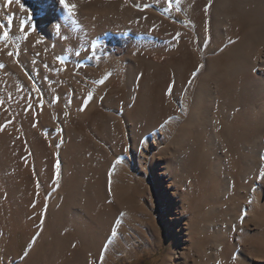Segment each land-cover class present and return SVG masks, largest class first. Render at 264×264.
<instances>
[{"label": "rangeland", "instance_id": "1", "mask_svg": "<svg viewBox=\"0 0 264 264\" xmlns=\"http://www.w3.org/2000/svg\"><path fill=\"white\" fill-rule=\"evenodd\" d=\"M75 1L71 4L75 6L73 8H76L75 18L73 17L75 33L89 35V33L100 29L97 28L98 26L102 27L108 23L122 26V23L124 25L127 23L140 29L137 30V38L140 43L136 44V40L133 39L135 37L132 33L136 31L134 27H126L121 30V33L118 32L120 35L112 33L118 34V38L113 35L112 40L109 33L116 31L111 29L104 31L102 36L100 35L101 37L98 36L103 39L105 35L106 37L109 35L107 38H109L108 41L111 40L110 47L114 51L107 47L104 48L101 55L93 53L96 55L93 57L99 55L101 60H105L109 56L113 58V62H116L110 65V69H113V72H118V79L109 85L99 107H95L91 111L86 110L95 96L100 93L94 91L98 94H94L88 102V106L81 111L84 99L89 93L88 86L92 83V80L89 79L91 73L82 75L80 72H74L72 75L74 77H71L68 73L70 58L68 59L63 54L60 57L56 55L57 51H54L56 47L51 41L47 44L49 42L47 37L34 36L39 30L37 23L40 16H33L35 13L33 14V10L31 11L29 8L28 10L24 7L19 8L20 4L17 5L16 10L12 9L17 4L15 2L6 7V0L0 1V21L4 25V27H0V35L5 30L9 33L7 39L0 40V47L2 46L6 51L2 54L19 69L24 80L28 81L32 87L29 91L24 89L22 85H19L20 80L14 75H10L9 79L5 77L6 79L4 78L0 82V99L4 101L3 104H0V125H6L4 130L0 131V213H11L4 214L8 217H5L4 220L12 219L11 228L18 223H20L18 225L28 226L31 218L27 217L26 211L29 204H31L29 209H36L37 202L46 206L44 209L42 207L41 211L40 221L42 219L43 224L39 223L42 237L46 234L49 225L52 224L49 236L37 253L34 251L37 250L42 237L36 246H32L30 242L32 238L26 242L23 228L19 226V229L15 230L18 226L13 227L14 231L11 230L12 242L8 241V245L11 244L2 253L0 264H25L30 260V264H90V261L91 264H97L105 245L108 246L103 264H173L174 262H180L179 264H264V205L262 208L260 207L264 198V177L260 176L261 170L264 169V121L261 122L262 118H260L261 114H264V92L261 93L262 95L259 94L260 92L256 93L259 91L257 87L260 82L258 83V81L261 80V75H264V40L257 43V40L255 41L253 37L249 36L252 43L248 44V38L244 43L239 42V37L234 38L233 32L237 25L245 20L257 24L256 27L260 28L261 26L260 30L264 27V0H214L208 10L206 2L202 1L203 3L198 4L199 7L197 4L194 5L191 10L193 19L186 20L187 23L181 18L180 22L177 20L179 18H176V15L180 16L172 6L169 8L170 10L165 6L169 0H165L164 5H160L156 1L152 2V0ZM25 2L28 3L29 0H25ZM144 3L148 5L146 9ZM119 6L123 8L120 10ZM131 8L135 13L131 12ZM158 9L163 12H159ZM164 9L167 10L168 17L163 14ZM128 11L135 16V19L133 15V18H129L132 16L128 17ZM84 12H89L91 15L83 14ZM106 12L111 20L107 19ZM125 13L127 14L125 15ZM139 13H143V15L137 16ZM81 15H83L82 19L86 20H84L85 24ZM150 15L162 17L169 25L159 26L157 20L148 18ZM9 16L12 19L11 25L8 24ZM224 18L226 21L223 20ZM29 20L34 21L30 22ZM88 20L90 22L87 23ZM29 22L33 23L31 33L27 27ZM99 22L103 23L98 24ZM182 22L187 25L183 26ZM215 22L217 25L226 24L227 26L225 31L220 30L221 32L217 33L216 42H214ZM34 24L35 26H33ZM22 25L23 30H21ZM182 29L183 32H181ZM85 31L87 32L85 33ZM25 33H27L26 38ZM177 34L180 37H177ZM65 39V45L71 46L68 38ZM113 39H117V41L115 42ZM157 39L160 44L156 45L154 43H157ZM174 41L176 42L174 43ZM132 43L138 47L135 45L137 48H133ZM172 43L173 45H171ZM29 44L32 47L28 46ZM146 44L156 46H150L149 49ZM100 45L95 50L103 49L100 48ZM158 45L159 48H157ZM163 45L166 47L164 48ZM240 47L241 49H239ZM10 51L14 53L13 56L8 55ZM29 51L31 52L29 53ZM24 53L28 54L29 61L35 65L42 77L28 65ZM128 55L132 56V59H129ZM65 59H68L70 63H67L68 61ZM60 60H63L64 63L61 64ZM237 60L238 62L239 60L243 63L247 62L244 64L239 62V67L236 65ZM8 61L0 60V63L4 65L0 68L1 72L7 70ZM118 62L119 64H116ZM78 63L76 64L78 65ZM80 63V66H75L78 70L90 67L87 68V71H91L99 67V64L97 67L96 63V66L94 63H92L93 65ZM246 63H250L248 64L250 68ZM200 65L203 67L193 76V72ZM92 66L93 68H91ZM64 72L65 74H63ZM66 72L69 75H66ZM128 72H131V76ZM28 73L30 74L28 75ZM205 73H208V76ZM123 75L126 76V79ZM202 78L206 84L204 80L203 82L199 81ZM128 85L131 86V89ZM199 85L205 86L203 88ZM198 87L199 90L206 92L203 91V94H207L206 99L205 95H203L204 99L202 98V101L206 100L207 103L201 102L202 109L206 111L202 113V118H206L199 120L195 127L196 130L194 129L193 139L177 165L183 181L182 184L177 185L180 200L178 197H173L169 191L172 199H165L161 196L162 191L158 189L155 178L163 177L165 180L170 176L159 175L155 172V166L147 161L143 165L138 164L137 166H133V163L134 168H128L126 175H123L124 183L121 182L120 177L124 168L118 167V164L128 158L126 145L132 139L131 133L135 132L134 135L138 139L146 129L154 127V131L152 128L145 135H151L154 132L158 136L162 132L158 136L161 139L165 130L168 129L166 127L171 128L175 124L178 125L176 131L174 130L176 136L181 128L180 125L183 126L190 118L189 115L194 104L191 101H194L198 95ZM35 89H39V91ZM209 91L211 92L209 93ZM209 95H211L210 98ZM29 96H32L31 99L35 97L33 100L36 99V101H32V105L37 103L36 105L40 104L41 107L33 106L34 109L26 110L27 105L31 103H28ZM168 98H172L173 103L170 104L171 100H167ZM40 99L43 100V104L40 103ZM29 110H31L30 113ZM32 110L40 111L31 113ZM129 117L136 120L132 119L131 121L128 119ZM9 120L12 122L8 123ZM108 121L110 124L107 123ZM165 121H167L166 124ZM161 125L164 126L161 127ZM174 131L172 132L173 138ZM257 135L259 136L257 137ZM258 138H260V142L262 141L261 146L259 140L257 141ZM141 141L139 145L142 144ZM257 144L260 146V150H258ZM252 146L254 148H251ZM139 148L141 149L140 146ZM254 150L259 154H256ZM122 155L126 158L121 157ZM64 156L69 163V172L65 183V172H61L63 168L65 170V164H67ZM57 161L60 164L58 176L54 168ZM256 162L261 164L257 165ZM249 164L251 165L248 166ZM245 168L247 170L243 171ZM122 183L125 190L124 186L127 185L129 193L123 191L122 188L123 192L120 195V184ZM33 184L35 198L29 203ZM63 184L64 195H61L62 198L60 197L56 204V214L52 215L51 205L63 188ZM172 190H176V188L173 187ZM240 197L242 198L240 199ZM171 202L174 203L171 204ZM179 204V207L183 206L181 208L184 209L182 220L194 219L188 232L183 228L185 227L183 224L179 226L182 231L177 230L178 226L170 225L166 218V213L169 210L177 209L175 205ZM7 206L10 208H8L10 210L8 212L5 209ZM121 212L125 215L121 216ZM227 212L231 214L229 219ZM46 213L48 214L46 215ZM233 216L236 219L232 220ZM241 216L244 217L242 222ZM25 219H28V223ZM230 219L232 221H229ZM0 220L3 219L0 218ZM51 220L52 222H50ZM117 220L120 221L118 225L116 224ZM114 225L117 227L118 234L114 239L109 240ZM42 226H46V228ZM14 235L16 236L14 237ZM98 245L99 247H97ZM113 245L114 248H112ZM32 247L34 248L31 249ZM120 247L124 249L122 248L121 251ZM25 252L28 253L27 256L24 255ZM31 257L33 259H29Z\"/></svg>", "mask_w": 264, "mask_h": 264}, {"label": "bare ground", "instance_id": "2", "mask_svg": "<svg viewBox=\"0 0 264 264\" xmlns=\"http://www.w3.org/2000/svg\"><path fill=\"white\" fill-rule=\"evenodd\" d=\"M1 1V0H0ZM78 1V0H77ZM79 1H81V0H79ZM157 2L158 4H160V5H164V1L165 0H152V2ZM202 1H205L206 2V9L208 10L209 9V6H210V4H212V2L214 1V0H171V5H172V7L176 10V12H178V14H179V16L180 17H178V15H176L177 17L176 18H179V19H177L179 22H180V18L183 20V21H185L186 23H187V21L186 20H192L193 19V17H192V13H191V10H193V8H194V5H198L199 3H203ZM224 1V0H223ZM3 2V1H2ZM1 2V3H2ZM74 2H76L75 0H66V3L69 5V7H65V5L64 4H62L61 2H60V0H29V2L28 3H26L25 2V0H20V3L19 4H22L23 5V7H24V9H26L27 8V10H28V8L32 11L33 10V16H35V15H37V17L38 16H40V20H39V22L37 23L38 24V32L37 33H35L34 34V36L35 37H39V36H41V37H44V38H46L47 37V39H48V43L47 44H49L50 43V41H51V43L52 44H54L55 45V47H56V50H54V51H57V53H56V55H59V57H60V55H65V56H67L68 57V59L70 58V62L68 61V59H65V61H68L67 63H70V70H69V67H68V70L70 71H68V73L70 74V76L71 77H74V76H72V75H74V72H80V74H84V75H87V74H90L91 76H89V79H91L92 80V83L90 84V86H88V91L89 92H91L92 94H93V96H94V94H96L94 91H99L100 93H99V95H97V96H95V98L92 100V102H91V104H89V106L86 108V110L88 111V110H93L95 107H99L100 105H101V103H102V98H103V96H104V94H105V92L107 91V89L109 88V85H111L116 79H118V72H113L112 70L113 69H110V65L111 64H115V62H113V58H111L110 56H109V58L108 57H106L107 59H105V60H101V56H99L98 55V57H93V55L94 56H96L95 54H102V51H104V48H109L110 47V41L112 40L111 38H114V36L116 37V38H118L117 36H118V32H120L121 33V30H123V29H125L126 27H134V26H132V25H129V24H127V23H125V25L122 23V26H117V25H115V24H113V23H108V24H106V25H101L102 27H100V26H98L97 28H100V29H98V30H96L95 32L93 31V33H89V31H88V33H89V35L88 34H86V35H82V33H81V35L80 34H77V33H75V31L73 30V27H74V24L75 23H73V20H74V14H76V8H73V7H71L72 5L71 4H73ZM131 2V1H130ZM151 2V1H150ZM151 2V3H152ZM204 2V3H205ZM264 2V1H263ZM86 3V2H85ZM91 3V2H90ZM133 3V2H132ZM145 3H147V2H145ZM145 3H144V5H145ZM157 3H155V4H157ZM167 3H169L168 1H167ZM3 4V3H2ZM80 4V3H79ZM147 4H149V3H147ZM218 4V3H217ZM17 5L18 4H16L15 6H14V8H12V9H15L16 7H17ZM83 5V4H82ZM143 5V4H142ZM159 5V6H160ZM168 4H166L165 3V6L166 7H168L167 6ZM204 5V4H203ZM216 5V4H215ZM81 6V5H80ZM96 6V5H95ZM106 6V5H105ZM115 6V5H114ZM164 6V7H165ZM213 6V5H212ZM18 7L20 8V6L18 5ZM17 7V8H18ZM96 7H99V6H96ZM119 7H121L120 8V10L123 8L122 6H119ZM196 8H197V6H195ZM198 7H199V5H198ZM9 8V7H8ZM83 8V7H82ZM85 8H88L87 6H85ZM101 8H103L102 6H101ZM107 8V7H106ZM106 8H105V10H106ZM154 8V7H153ZM157 8V7H156ZM159 8V7H158ZM162 8V7H161ZM214 8H215V6H214ZM218 8V7H217ZM3 9V8H2ZM84 9V8H83ZM82 9V11H84ZM104 9V8H103ZM108 9V8H107ZM146 9V8H145ZM168 9H169V7H168ZM179 9V10H178ZM201 9V8H200ZM213 9V8H212ZM7 10V9H6ZM5 10V11H6ZM16 10V9H15ZM26 10V11H27ZM29 10V11H30ZM89 10V9H88ZM87 10V11H88ZM92 10V9H91ZM98 10V9H97ZM128 10H129V8H128ZM131 10V12H134L135 13V11H132V8L130 9ZM159 10V9H158ZM165 11H164V13L163 14H166V12H167V10L166 9H164ZM170 10V9H169ZM172 10V9H171ZM196 10V9H195ZM3 11V10H2ZM11 11V10H10ZM10 11H8V12H10ZM19 11V10H18ZM21 11V10H20ZM22 11H23V9H22ZM25 11V10H24ZM31 11H30V13H31ZM94 11V10H93ZM101 11V10H100ZM108 11V10H107ZM118 11H119V9H118ZM125 11V10H124ZM126 11H127V9H126ZM147 11V10H146ZM145 11V12H146ZM150 11V10H149ZM161 10H159V12H160ZM203 11V10H202ZM219 11V10H218ZM41 12V13H40ZM44 12V13H43ZM99 12V11H98ZM98 12H96L97 14H98ZM102 12V11H101ZM114 12H115V9H114ZM120 13H122V11H119ZM118 12V13H119ZM131 12L130 11H128L127 13H129L128 14V17L129 16H132L131 15ZM156 12V11H155ZM161 12H163V11H161ZM169 13H170V11H168ZM175 12V11H174ZM215 12V11H214ZM214 12H213V14H214ZM85 13H87V12H84L83 14H85ZM103 13V12H102ZM107 13L108 12H106V15H107ZM110 13V12H109ZM127 13H125V15L127 14ZM138 13V12H137ZM156 13H158V12H156ZM197 13V12H196ZM195 13V14H196ZM1 14V13H0ZM22 14V13H21ZM32 14V13H31ZM82 14V13H81ZM88 15L90 14L89 12L87 13ZM94 14V13H93ZM92 14V15H93ZM96 14V15H97ZM168 14V13H167ZM166 14V16L168 17V15ZM198 14V13H197ZM91 15V14H90ZM100 15V14H99ZM113 15V14H112ZM143 15V13L141 14V13H139V14H137V16H142ZM200 15V14H199ZM202 16H203V14H201ZM30 16V15H29ZM82 16L83 15H81V19H82ZM123 16V15H122ZM134 16V15H133ZM133 16L132 17H129V18H133ZM171 16H173V15H171ZM171 16H169V17H171ZM175 16V15H174ZM30 17H32V16H30ZM36 17V18H37ZM74 17V18H73ZM86 17V16H85ZM89 17V16H88ZM110 17V16H109ZM108 17V15H107V19H110ZM197 17V16H196ZM200 17V16H199ZM225 17H226V15H225ZM240 17V16H239ZM103 18V17H102ZM118 18V17H117ZM120 18V17H119ZM127 18V17H126ZM139 18V17H138ZM149 19H152V18H154L155 20H157V24L159 23V26H168L169 25V23L167 22V21H165L162 17H159V16H149L148 17ZM171 18H173V17H171ZM175 18V17H174ZM173 18V19H174ZM206 18V17H205ZM31 19V18H30ZM88 19V18H87ZM96 19H97V17H96ZM105 19V18H104ZM103 19V20H104ZM116 19V18H115ZM121 19H123V18H121ZM125 19V18H124ZM134 19H135V16H134ZM170 19V18H169ZM226 18H224L223 20H225ZM83 20V19H82ZM85 20V19H84ZM84 20H83V22H84ZM90 20H92L91 18H90ZM95 20V19H94ZM111 20V19H110ZM129 20V19H128ZM127 20V21H128ZM176 20V21H177ZM30 21V20H29ZM34 21V20H33ZM33 21H30V22H33ZM37 21V20H36ZM86 21V20H85ZM93 21V20H92ZM133 21V20H132ZM206 21V20H205ZM216 21V20H215ZM226 21V20H225ZM238 21V20H237ZM27 22H28V20H27ZM26 23L27 24V27H28V29H29V31H30V33H31V25L33 24V23ZM75 22V21H74ZM88 22H90L89 20L87 21V23ZM97 22V21H96ZM95 22V23H96ZM111 22V21H110ZM119 22H121V21H119ZM118 22V23H119ZM124 22V21H123ZM125 22H126V19H125ZM130 22V21H129ZM224 22V21H223ZM56 23H57V27H56ZM92 23V22H91ZM103 23V22H102ZM102 23H98V24H102ZM184 22H182V25L183 26H186L187 24L186 23H184ZM226 23V22H225ZM21 24V23H20ZM78 24V23H77ZM84 24H85V22H84ZM90 24V23H89ZM189 24V23H188ZM222 24V23H221ZM264 24V23H263ZM262 24V25H263ZM87 26H88V24H86ZM94 25V24H93ZM235 25V24H234ZM256 25L257 24H254L253 22H251V21H249V20H245V21H242L241 23H239L238 25H237V27H236V29H234L235 31H233L234 32V38L236 37V38H238L239 40V42H243L244 43V41H245V39H247L248 38V44H250V42L252 41V40H249L250 39V37L252 38H254V40L256 41L257 40V43H260V41H263L264 40V31H261L262 29H264V27L260 30V28H261V26H260V28L259 27H256ZM259 25V24H258ZM7 26V25H6ZM33 26H35V24L33 25ZM86 26V27H87ZM177 26H178V24H177ZM192 26V25H191ZM214 26H215V37H214V42H216V40H215V38H216V35H217V33L221 30V31H225L226 29H227V26H226V24H223V25H217V23L215 22V24H214ZM56 27V28H55ZM91 27V26H90ZM89 27V28H90ZM135 29H136V31H135V29H134V33H132V35H134V37L135 38H133L134 39V41L136 40V44H137V42H138V38H137V30H140L139 28H137V27H134ZM192 28V27H191ZM259 28V29H258ZM27 29V30H28ZM55 29H56V32H55ZM58 29H59V31H58ZM109 29H111V30H114V31H116V32H111V33H109L111 36H110V41H108V39L109 38H107L109 35H107V37H106V35H105V38H100L102 35V33L104 32V31H106V30H109ZM128 29V28H127ZM170 29V28H169ZM183 29H185V28H183ZM183 29H182V31L181 32H183ZM129 30H130V28H129ZM178 30V29H177ZM176 30V31H177ZM181 30V29H180ZM260 30V31H259ZM32 31H33V29H32ZM77 32H78V30H76ZM87 31H85V33L87 32ZM133 31V30H132ZM185 31V30H184ZM186 31H187V29H186ZM220 31V32H221ZM58 32V33H57ZM84 32V31H83ZM91 32V31H90ZM123 32V31H122ZM39 33H42L41 35H38ZM80 33V32H79ZM84 33V34H85ZM112 33H118V34H112ZM126 33H128V32H126ZM177 33H179L180 34V32H178L177 31ZM187 33V32H186ZM0 34H1V31H0ZM176 34V33H175ZM179 34H177V37L179 36ZM184 34H185V32H184ZM101 35V36H100ZM114 35V36H113ZM120 35V34H119ZM131 35V34H130ZM145 35V34H144ZM183 35V34H182ZM31 36V35H30ZM98 36H100V37H98ZM141 36V35H140ZM139 36V38H141ZM156 36V35H155ZM207 36V35H206ZM214 36V35H213ZM250 36V37H249ZM123 37H124V34H123ZM153 37V36H152ZM180 37V36H179ZM184 37H185V35H184ZM209 37V36H208ZM65 38H68V42L70 43V44H72L71 46H69V44L66 46L65 45V43H64V39ZM158 38V37H157ZM43 39V38H42ZM50 39V40H49ZM130 39V38H129ZM146 39V38H145ZM154 39H155V37H154ZM175 39H177V38H175ZM174 39V40H175ZM180 40H181V38H179ZM185 39V38H184ZM187 39V38H186ZM39 40H40V38H39ZM46 40V39H45ZM66 40V39H65ZM115 42L117 41V39L115 40V39H113ZM142 40V39H141ZM159 40H160V38H159ZM47 41V40H46ZM114 41H113V43H114ZM122 41H124V40H122ZM133 41V42H134ZM143 41H145L146 42V40H143ZM177 41V40H176ZM176 41H174V43L176 42ZM187 41H188V39H187ZM142 42V41H141ZM155 42V41H154ZM157 43H154V44H160V43H158L159 41H158V39H157V41H156ZM160 42H161V40H160ZM184 42V41H183ZM17 43V42H16ZM28 43V42H27ZM32 43V42H31ZM121 43V42H120ZM123 43V42H122ZM138 43H140V42H138ZM149 43V42H148ZM151 43H153V42H151ZM252 43V42H251ZM22 44V43H21ZM67 44V43H66ZM99 44H101L100 45V48H103V49H97V50H95V48L97 47V46H99ZM135 43H132V47L133 48H137L138 46L136 45ZM143 44V43H142ZM184 44V43H183ZM214 44V43H213ZM253 44H255V43H253ZM262 44V43H261ZM31 44H29L28 46H30ZM122 45V44H121ZM135 45L137 46V47H135ZM144 45H145V43H144ZM147 45V44H146ZM155 45V46H156ZM162 45V44H161ZM164 45H167V44H165L164 43ZM163 45V46H164ZM170 45V44H169ZM171 45H173V43L171 44ZM182 45V44H181ZM237 45V44H236ZM244 45V44H243ZM26 46H27V44H26ZM114 46V44L112 45V47ZM117 46H119V45H117ZM131 46V45H130ZM147 46H149V49H150V46L151 47H155V46H152V45H147ZM163 46H161L162 48H163ZM212 46V45H211ZM210 46V47H211ZM239 46V45H238ZM251 46V45H250ZM257 46V45H256ZM30 47H32V46H30ZM160 47V48H161ZM166 46H164V48H165ZM169 47V46H168ZM167 47V48H168ZM177 47V46H176ZM237 47V46H236ZM252 47V46H251ZM251 47H249V48H251ZM12 48V47H11ZM69 48V49H68ZM74 48V49H73ZM111 48V47H110ZM109 48V49H110ZM120 48V47H119ZM122 48V47H121ZM148 48V47H147ZM157 48H159V45H158V47ZM172 47L170 46V49H171ZM196 48V47H195ZM233 48V47H232ZM244 49H245V46L243 47ZM33 49V48H32ZM32 49H29V50H32ZM39 49H40V47H39ZM42 49V48H41ZM72 49V50H71ZM112 49V48H111ZM117 49V48H116ZM139 49V48H138ZM239 49H241V47L239 48ZM238 49V50H239ZM107 50V49H106ZM113 50V49H112ZM169 50V49H168ZM212 50V49H211ZM231 50V49H230ZM243 50V49H242ZM76 51H77V53H76ZM114 51V50H113ZM116 51H119V50H116ZM130 51V50H129ZM134 51V50H133ZM144 51V50H143ZM3 52H6L4 49H3V47L1 46L0 47V60H5V61H8L7 60V58L5 57V56H3ZM25 52V51H24ZM31 51H29V53H30ZM79 52V53H78ZM111 52V51H110ZM110 52H109V54H110ZM243 52V51H242ZM251 52V51H250ZM27 53V52H26ZM26 53H24V57H25V60H26V62L28 63V65L32 68V70H34L36 73H37V75H39L40 77H42L41 76V74L36 70V68H35V65L34 64H32L31 63V61H29V56H28V54H26ZM34 53V52H33ZM93 53H95V54H93ZM104 53V52H103ZM106 53V52H105ZM111 53H113V52H111ZM116 53V52H115ZM200 53V52H199ZM237 53V52H236ZM235 53V54H236ZM80 54V55H79ZM197 54V53H196ZM32 55V54H31ZM79 55V56H78ZM131 55V54H130ZM197 55H199V54H197ZM233 55V54H232ZM34 56V55H33ZM65 56H62V57H64L65 58ZM123 56V55H122ZM30 57H32V56H30ZM58 57V56H57ZM113 57V56H112ZM124 57V56H123ZM255 57V56H254ZM36 58V57H35ZM104 58V57H103ZM128 58L129 59H132V56H130L129 57V55H128ZM24 59V58H23ZM30 60H31V58H30ZM64 60V59H63ZM127 60V59H126ZM123 61V60H122ZM234 61V60H233ZM9 62V66H8V68H6L7 70L6 71H4V72H1L0 71V82L1 81H3L4 80V78L6 77V78H10V75H14L15 77H17V79H19L20 80V84L19 85H22V87L24 88V89H27L28 91H29V89H30V87H31V84H29V82L27 81H25L24 80V77H23V75L21 74V72L19 71V69L14 65V64H11V62L10 61H8ZM73 62V63H72ZM81 62V63H90V65L92 64V63H94V65H95V63H96V65H97V67H98V64H99V69L97 68V67H95V68H97V69H92L91 71H87L88 69L87 68H90V67H87L86 69H85V67H84V69H82V70H78L75 66H78L79 65V63ZM237 62H238V60H237ZM239 62H240V60H239ZM237 63L236 65L237 66H239V64L240 63H242V64H244L245 62H247V61H245L244 63L243 62H240V63ZM264 62V61H263ZM262 62V63H263ZM76 63H78V65L76 64ZM80 63V64H81ZM1 64V63H0ZM116 64H119V62L118 63H116ZM131 64H134V63H131ZM247 64V66H248V64H250V63H246ZM26 65V64H25ZM69 66V64H66V66ZM93 65V64H92ZM95 65V66H96ZM260 65V64H259ZM263 65H264V63H263ZM65 66V67H66ZM80 66V65H79ZM83 66V65H82ZM81 66V67H82ZM134 66V65H133ZM210 66V65H209ZM208 66V67H209ZM243 66H246V65H243ZM242 66V67H243ZM253 66V65H252ZM235 67V66H234ZM240 67V66H239ZM239 67H237V69H239ZM249 68H250V66H248ZM55 68V67H54ZM79 68V67H78ZM91 68H93V66L91 67ZM63 69V68H62ZM110 69V70H109ZM210 69H211V67H210ZM263 69H264V67H263ZM3 70V69H2ZM25 70H27L28 71V69H25ZM31 70V71H32ZM55 70H57V69H55ZM58 70H59V67H58ZM57 70V71H58ZM64 70V69H63ZM90 70V69H89ZM117 70V69H116ZM131 70V69H130ZM129 70V71H130ZM110 71V72H109ZM134 71V70H133ZM240 71V70H239ZM207 72V71H206ZM209 72V71H208ZM61 73H62V71H61ZM61 73H58V74H61ZM78 73H77V75H78ZM112 74V75H108V74ZM113 73H115V74H113ZM129 73V75H130V73L131 72H128ZM210 73V72H209ZM30 73H28V75H29ZM63 74H65V72L63 73ZM69 74H67V72H66V75H69ZM205 75L206 76H208V73H205ZM32 76V75H31ZM105 76H107V79H104V82L101 84V83H98V81L99 80H101V79H103ZM122 76V75H121ZM124 77H125V79H126V76L125 75H123ZM131 76V75H130ZM255 76V75H254ZM262 76V78H261V80L260 81H258V83H259V86L257 87L258 89H259V91H256V93L257 92H260L259 94H261L262 92H264V75H261ZM260 76V77H261ZM133 77V76H132ZM155 77V76H154ZM5 78V79H6ZM32 78V77H31ZM121 78V77H120ZM129 78V77H128ZM254 78V77H253ZM258 78V77H257ZM33 79V78H32ZM124 78H123V80H125ZM132 79V78H131ZM131 79H130V81H131ZM151 79V78H150ZM202 80V82H203V78L202 79H200L199 81H201ZM254 80L256 81V76H255V78H254ZM31 81V80H30ZM34 81H35V79H34ZM37 82V81H36ZM125 83H127V82H125ZM124 83V84H125ZM130 83V82H129ZM199 83V82H198ZM204 83H205V80H204ZM99 84V85H98ZM131 84V83H130ZM206 84V83H205ZM38 84L36 83V86H37ZM128 86H130V85H128ZM200 86V85H199ZM202 86V85H201ZM200 86V87H201ZM205 86V85H204ZM204 86H202L203 88H204ZM251 86V85H250ZM38 87H40V86H38ZM123 87H124V85H123ZM122 87V88H123ZM32 88V87H31ZM124 88H126V87H124ZM203 88H201V89H203ZM245 88V87H244ZM252 88H254V87H252ZM40 89H41V87H40ZM53 89V88H52ZM93 89V90H92ZM127 89L129 90V88L127 87ZM130 89H131V86H130ZM198 89V95L195 97V100L193 101H191L192 103L194 102V104H193V108H192V110H191V112H190V118H189V120L183 125V126H181L180 125V127L181 128H179V130H178V132H177V134H176V136L174 135L175 134V129H176V127L178 126V125H173V124H171V125H173L171 128H169V127H166V128H168V129H166L165 131V134H163L162 136H161V139L158 137V136H160L161 135V133H160V135H156L154 132L151 134V135H145V133L146 132H148V131H151L152 130V128H153V131H154V127H149L150 129H146V131L144 132V133H142V135H141V137L140 138H138L137 139V136L135 137V135H134V133L135 132H132L131 134H132V139L128 142V140H127V142H125V143H127V154H128V158L127 159H125L126 157L124 156V155H122L121 157H123L124 156V159L125 160H122L121 161V163H119V162H117V163H119L118 165V167H123L124 168V170H123V172H122V174H121V177H120V179H121V182H123V175L128 171V168H130V167H133V166H137L138 164H144L146 161L147 162H150V164L152 165V166H155V172H157L159 175H167L169 178H166L165 180H164V178L163 177H159V178H155V183H156V185H157V187H158V189L160 190V191H162L161 192V196L163 197V198H165V199H168L169 198V200L170 199H172L173 197H178L179 198V200H180V197H179V191H178V187H177V185H179V184H182L183 183V181H182V175H179V172H178V167H177V165H179L178 163L180 162V160H181V158L183 157V154L186 152V148L189 146V144L191 143V141H192V139H193V134H194V129L196 130V128L195 127H197L196 125L199 123V120H201V118H202V113L205 111V110H203L202 109V105H201V102H205V103H207L206 102V100H203L202 101V98H203V95H205V94H203L205 91L204 90H199V87L197 88ZM205 89H207L206 87H205ZM255 89V88H254ZM188 91V90H187ZM197 91V90H196ZM204 91V92H203ZM207 91V90H206ZM252 91V90H251ZM254 91V90H253ZM41 92H43L42 90H41ZM87 92V91H86ZM130 92V91H129ZM203 92V93H202ZM211 91H209V93H210ZM196 93V92H195ZM206 93V92H205ZM250 93H252V92H250ZM263 94V93H262ZM261 94V95H262ZM27 95H28V93H27ZM131 95V94H130ZM170 95V94H169ZM207 95V94H206ZM206 95H205V99H206ZM36 96V95H35ZM157 96V95H156ZM210 96L211 95H209L208 97L210 98ZM252 96V95H251ZM255 96H257V95H255ZM260 96V95H259ZM32 97V96H31ZM31 97L29 96V98H28V103H30L31 105H32V101H36V99L35 100H33L34 98H32L31 99ZM172 97V96H171ZM264 97V96H263ZM93 98V97H92ZM193 98V97H192ZM203 98V99H204ZM38 99V98H37ZM46 99V98H45ZM157 99V98H156ZM170 98H168L167 100H169ZM172 99V98H171ZM170 99V100H171ZM41 100V99H40ZM207 100H208V98H207ZM47 101V100H46ZM150 101V100H149ZM210 101V100H209ZM156 102H157V100H156ZM171 102H172V100L170 101V104H171ZM185 102V101H184ZM173 103V102H172ZM205 103H203V105L205 106ZM262 103H263V101H262ZM37 104V103H36ZM32 105V107L33 106H37V105ZM169 104V105H170ZM187 104V103H186ZM264 104V103H263ZM40 105V104H39ZM38 105V106H39ZM37 106V107H38ZM168 106V105H167ZM186 106V105H185ZM204 106H203V108H204ZM262 106V105H261ZM260 106V107H261ZM36 107V108H37ZM39 107H41V106H39ZM185 108V107H184ZM263 108H264V106H263ZM32 109H34V108H32ZM169 109V108H168ZM97 110V109H96ZM184 110V109H183ZM30 111L31 110H29V113H30ZM33 111L34 112H37V111H40V110H37V111H35V110H32V112L31 113H33ZM168 112H169V110H168ZM206 112V111H205ZM46 113V112H45ZM170 113V112H169ZM253 113V112H252ZM39 114H40V112H39ZM171 114V113H170ZM175 115V114H174ZM46 116H48V115H46ZM83 116V115H82ZM263 116H264V114H261V116H260V118H262V121H261V119H260V121L261 122H263L264 121V118H263ZM134 117H137V116H134ZM50 118V117H49ZM167 118V117H166ZM203 118H206V117H203ZM202 118V119H203ZM110 119V118H109ZM117 119V118H116ZM128 119H130V117L128 118ZM132 117H131V121H132ZM133 120H136V119H133ZM139 120V119H138ZM112 121V120H111ZM130 121V122H131ZM261 122H260V124H261ZM107 123H109V121L107 122ZM132 123V122H131ZM205 123V122H204ZM110 124V123H109ZM179 124V123H178ZM3 125V124H2ZM13 125V124H12ZM19 125V124H18ZM18 125H17V127H18ZM133 125V124H132ZM132 125H129V126H131L132 127ZM152 125V124H151ZM150 125V126H151ZM203 125V124H202ZM166 126H168V125H166ZM200 126V125H199ZM204 126V125H203ZM8 127H9V125H8ZM7 127V129L8 130H10L9 128ZM12 127V126H11ZM20 127V126H19ZM135 127V126H134ZM202 127V126H201ZM119 128V127H118ZM259 128V127H258ZM39 129V128H38ZM41 129V128H40ZM133 129V128H132ZM4 130V129H3ZM13 130V129H12ZM23 130V129H22ZM175 130V131H174ZM14 131V130H13ZM174 131V133H173V135H174V138H173V136H172V132ZM25 133V132H24ZM149 133V132H148ZM143 135H145L144 136V138H142L143 137ZM261 135V134H260ZM172 136V137H171ZM259 135H257V137H258ZM262 136V135H261ZM50 137V136H49ZM263 137V136H262ZM169 138H172V139H169ZM141 139H143V141H141ZM170 140V141H169ZM259 140V141H258ZM140 141H141V145H139V143H140ZM214 141V140H213ZM215 141H217L216 139H215ZM257 141L260 143V146L262 145V141L260 142V138H258L257 139ZM253 143V142H252ZM258 143V144H259ZM255 144V143H254ZM257 144V146L255 145V148L257 147V148H259L258 150H260V146ZM125 146V147H126ZM139 146L141 147V149L139 148ZM254 146V145H253ZM251 147V148H254V147ZM125 147H124V149H125ZM142 149H145V150H142ZM251 152H253V151H251ZM254 152H256V150H254ZM258 152H256V154H257ZM259 154V153H258ZM126 155V154H125ZM263 155V154H262ZM256 156V155H255ZM260 156V155H259ZM225 157V156H224ZM257 157V156H256ZM256 157H254V158H256ZM64 158H65V156H64ZM259 158V157H258ZM257 158V159H258ZM25 159V158H24ZM66 159V158H65ZM246 159V158H245ZM252 159V158H251ZM118 161H119V158L117 159ZM250 160V159H249ZM259 160V159H258ZM251 161V160H250ZM252 161H253V159H252ZM252 161H251V164H252ZM66 162H67V164H65V170H64V168H63V166H62V170H61V172L62 171H64L65 172V174H64V183H65V180L67 181V179H66V177L68 176V172H69V163H68V160L66 159ZM248 162V161H247ZM258 162H260V161H258ZM133 163H134V165H133ZM63 164V163H62ZM251 164H249L248 166H250ZM253 164H254V162H253ZM255 164H257V165H259V164H261V163H255ZM26 165V164H25ZM133 165V166H132ZM150 165V166H151ZM40 166H42V165H40ZM244 166H245V164H244ZM243 166V167H244ZM25 167V166H24ZM30 167V166H29ZM28 167V168H29ZM246 167V166H245ZM40 168V167H39ZM134 168V167H133ZM137 168V167H136ZM248 168H250V167H248ZM257 168V167H256ZM255 168V169H256ZM23 169V168H22ZM24 169H26V168H24ZM30 169V168H29ZM251 169V168H250ZM252 169H253V167H252ZM28 170V169H27ZM41 170V169H40ZM114 170V169H113ZM245 170H247L246 168L243 170V171H245ZM26 171V170H25ZM243 171H241V172H243ZM253 171V170H252ZM255 171V170H254ZM185 172V171H184ZM248 172V171H247ZM246 172V173H247ZM42 174H44V173H42ZM242 174V173H241ZM248 174V173H247ZM247 174H246V176H247ZM126 175V174H125ZM243 175V174H242ZM245 175V174H244ZM21 176V175H20ZM156 176H157V174H156ZM62 177H63V175H62ZM118 177V176H117ZM245 177V176H244ZM251 177V176H250ZM229 178V177H228ZM246 178V177H245ZM247 179V178H246ZM120 181V180H119ZM246 181V180H245ZM32 182V181H31ZM53 183V182H52ZM124 183V182H123ZM120 184V195H122L121 193L123 192V191H126V192H128L129 191V189L127 188V185L126 186H124V187H126V190H125V188H123V185L124 184ZM39 185V184H38ZM61 185V184H60ZM2 186V185H1ZM37 186V185H36ZM54 186V185H53ZM52 186V187H53ZM118 186V185H117ZM18 187V186H17ZM32 187V189H31V192H30V196H31V201L29 202V203H31L33 200H34V198H35V186H34V184L31 186ZM173 187H175L176 188V190H172L173 189ZM40 188V187H39ZM122 188L124 189L123 191H122ZM76 189H78V188H76ZM1 190H4V189H1ZM41 190V189H40ZM39 190V191H40ZM65 190V188H64V184H63V188L60 190V192H59V194H57L56 196H57V198H56V200L54 201V203H53V205H51L52 207H51V209H50V212H51V214L53 215L55 212H56V204H57V202H58V200L60 199V197H61V195L63 194V192H65L64 191ZM117 190V189H116ZM128 190V191H127ZM5 191V190H4ZM42 191V190H41ZM94 191V190H93ZM108 191V190H107ZM168 191L171 193V195L173 196L172 198H171V195L168 193ZM80 192V191H79ZM38 193V192H37ZM118 193V192H117ZM129 193V192H128ZM39 194V193H38ZM29 195V194H28ZM37 195V194H36ZM64 195V194H63ZM247 195V194H246ZM3 196V195H2ZM132 196V195H131ZM40 197V196H39ZM122 197V196H121ZM245 198H246V196H244ZM4 198V197H3ZM44 198H45V196H44ZM52 198V197H51ZM62 198V197H61ZM242 197H240V199H241ZM30 199V198H29ZM77 199V198H76ZM129 199V198H128ZM239 199V198H238ZM239 199V200H240ZM16 200V199H15ZM45 200V199H44ZM74 200V199H73ZM175 200H176V198H175ZM174 200V201H175ZM181 200H182V198H181ZM184 200V199H183ZM185 200H186V198H185ZM245 200V199H244ZM1 201V200H0ZM43 201V200H42ZM47 201V200H46ZM46 201H44V202H46ZM263 203L261 204V208L263 207V205H264V198H263ZM261 201V202H262ZM41 202V201H40ZM124 202V201H123ZM127 202V201H126ZM131 202V201H130ZM240 202L242 203V201L240 200ZM239 202V203H240ZM172 203H174V202H171V204ZM177 203V202H176ZM240 203V204H241ZM0 204H1V202H0ZM5 204V203H4ZM8 206H10L8 203H6ZM35 204V203H34ZM36 204H37V208L35 209L34 208V210L33 209H29L30 208V205L31 204H29V208L27 209V211H26V213H27V217L28 218H31V222L30 223H28L27 222V220H26V222L29 224L27 227L26 226H22V224L21 225H18V224H20V223H18V224H14L15 226H13V227H15L16 229L15 230H17V229H19V226L20 227H22L23 228V233H25V240H26V242H29V239H31L30 240V242H31V245L33 246H36V244H38V242H39V240L41 239V237H42V234H41V231L39 230V225L41 224L40 223V217H42V215H41V211H42V207H43V209L45 208L41 203H37L36 202ZM45 204H47V203H45ZM51 204V203H50ZM77 204V203H76ZM124 204V203H123ZM130 204V203H129ZM128 204V205H129ZM127 205V204H126ZM242 205V204H241ZM7 206V208H5V209H7V212L8 211H10V210H8V207ZM35 206V205H34ZM167 206V205H166ZM180 206V204L179 205H175V207L177 208V209H174V210H169L167 213H166V218L169 220V224L170 225H174V226H178L177 227V230H179V231H182L181 229H180V224H183L185 227H183V228H185V230H187L186 232H188V230H189V227L190 226H192V224H193V220L194 219H191V218H189V220L188 221H183L182 220V216H183V208H181V207H183V206H181V207H179ZM230 206V205H229ZM5 207H6V205H5ZM33 207V206H32ZM80 207V206H79ZM125 207V206H124ZM128 208H130V207H128ZM4 209V210H5ZM10 209V208H9ZM2 210V209H1ZM49 211V210H48ZM235 211V210H234ZM6 212V211H5ZM58 212V211H57ZM2 213V212H1ZM0 213V214H1ZM4 213V212H3ZM227 213H229L227 216H228V219H229V215H231L230 214V212H227ZM4 214H11V213H4ZM4 214H1L2 215V217H0L1 219H3V220H0V259H1V257L3 256L2 255V253L5 251V248L8 246H10V244L11 243H9V245H8V241L10 242H12V240H11V238H13L12 237V234H11V230L12 231H14L12 228H11V222H13V221H11L12 219H10V221H8V220H4V218L5 217H7L6 215H4ZM48 213H46V215H47ZM56 214V213H55ZM115 214V213H114ZM185 214V213H184ZM232 214H234L233 212H232ZM236 214H238L237 212H236ZM236 214H235V216H236ZM0 215V216H1ZM4 215V216H3ZM9 216V215H8ZM30 216V217H29ZM226 216V217H227ZM27 217H25V218H27ZM8 218V217H7ZM49 218V217H48ZM57 218V217H56ZM112 218H113V215H112V217H111V220H112ZM231 218H233L232 220H234V219H236V217H231ZM23 220H24V218H23ZM42 220V219H41ZM46 220V219H45ZM198 220V219H197ZM231 219L229 220V221H232ZM54 221V220H53ZM228 221V220H227ZM24 222V221H23ZM50 222H52V220L50 221ZM100 222V221H99ZM198 222V221H197ZM40 223V224H39ZM44 223H46V222H44ZM55 223V222H54ZM109 223H110V221H109ZM192 223V224H191ZM195 223V222H194ZM71 224V223H70ZM124 224V223H123ZM234 224V223H233ZM45 225V224H44ZM51 226H52V224H50ZM50 225H49V228H47L48 230H47V232H46V234L42 237V239H41V241H40V244L37 246L38 248H37V250L36 251H34V253H37L38 252V250L41 248V246L43 245V243H44V241L46 240V238H47V236H49L48 234H49V232H50ZM43 228L45 227L46 228V226H42ZM48 227V226H47ZM83 227V226H82ZM108 228H109V225H108ZM192 228H194V226L193 227H191V229ZM229 228V227H228ZM81 229V228H80ZM42 230V229H41ZM44 230V229H43ZM91 230V229H90ZM193 230V229H192ZM195 230V229H194ZM58 231V230H57ZM81 231V230H80ZM124 232H125V230H123ZM40 233V235L37 237V233ZM45 232V231H44ZM106 232V231H105ZM104 232V233H105ZM184 232V231H183ZM182 232V233H183ZM191 232V231H190ZM189 232V233H190ZM122 233V232H121ZM196 233V232H195ZM20 234V233H19ZM51 234V233H50ZM106 234H107V232H106ZM186 234V233H185ZM188 234V233H187ZM82 235V234H81ZM88 235V234H87ZM104 236H105V234H103ZM182 235V234H181ZM181 235H179V236H181ZM16 235H14V237H15ZM71 236V235H70ZM104 236H101V237H103L104 238ZM119 236H121V235H119ZM19 237V236H18ZM35 237V242L33 243V238ZM106 237V236H105ZM182 237V236H181ZM188 238V237H187ZM86 239V238H85ZM106 240V239H105ZM191 240H193L192 238H191ZM66 241V240H65ZM102 241H103V239H102ZM121 241V240H120ZM63 242V241H62ZM14 243V242H13ZM29 244V243H28ZM101 244V243H100ZM99 244V245H100ZM109 244V243H108ZM99 245L97 246V247H99ZM112 245V244H111ZM116 246H117V244H115ZM12 246H13V244H12ZM108 246V245H107ZM115 246V247H116ZM124 247V246H123ZM122 247V248H123ZM11 248V247H10ZM13 248V247H12ZM34 247H32L31 249H33ZM93 248V247H92ZM112 248H114V245L112 246ZM121 247H120V249H121V251L124 249H122ZM49 249V248H48ZM48 249H47V251H48ZM8 250H10V249H8ZM112 250V249H111ZM113 251H114V249H113ZM110 252V251H109ZM34 253H33V255H34ZM113 253V252H112ZM184 253V252H183ZM131 254V253H130ZM45 255V254H44ZM86 256V255H85ZM110 256V255H109ZM174 256V255H173ZM108 257V256H107ZM27 258V257H26ZM29 259H33L32 257L31 258H29ZM31 261V260H30ZM30 261H27V262H29L28 264H30ZM52 261V260H51ZM27 262L25 263V264H27ZM1 263V262H0ZM180 262H174L173 264H179ZM40 264V263H39Z\"/></svg>", "mask_w": 264, "mask_h": 264}, {"label": "snow or ice", "instance_id": "3", "mask_svg": "<svg viewBox=\"0 0 264 264\" xmlns=\"http://www.w3.org/2000/svg\"><path fill=\"white\" fill-rule=\"evenodd\" d=\"M13 2L19 4V3H20V0H6V5H5V6H6V7H7V6H10ZM60 2H61L62 4H64L65 7H69V5L66 3V0H60ZM171 6H172V5H171V0H169L168 7L171 8ZM20 7L23 8V5L20 4ZM71 7H75V6L73 5V6H71ZM144 7L147 8L148 5H145ZM178 10H179V9H178ZM8 24H9V25L12 24L11 16H9V18H8ZM0 27H4L2 21H0ZM21 30H23V25H22ZM8 36H9V33H8L7 30H5V31H3L2 35H0V40L7 39ZM26 37H27V33H25V38H26ZM8 55H9V56H13L14 53L10 51V52H8ZM57 59H59V57H58ZM60 63L63 64L64 61H63V60H60ZM2 67H4V65H3V64H0V68H2ZM202 67H203V65L198 66L197 69H196V71L193 72V76H195V75L200 71V68H202ZM108 75H111V74L109 73ZM30 79H31V77H30ZM104 79H107V76H105L103 79L99 80L98 83H101V84H102V83L104 82ZM189 83H191V81H189ZM33 87L35 88V85H34ZM35 90H36V91H39V89H35ZM92 97H93V94H92L91 92H89L88 95H87V97H85V99H84L83 106L81 107V111L84 110V107L87 106L88 102L92 99ZM3 102H4V101H3L2 99H0V104H3ZM40 103L43 104V100H41ZM31 108H32V105H31V104H28L26 110L31 109ZM66 115H67V113H66ZM169 119H172V117H169ZM11 122H12L11 120L8 121V123H11ZM166 123H167V121H165V124H166ZM5 126H6V125H0V131H2L3 128H4ZM163 126H164V125H161V127H163ZM59 167H60V164H59V161H57V163L54 165V168L56 169V175H57V176L59 175ZM260 176H261V177H264V169L261 170V172H260ZM45 207H46V206H45ZM120 215L123 216V215H125V213L121 212ZM243 218H244V217L241 216V222L243 221ZM40 223L43 224V220H41ZM119 223H120V221L117 220L116 224L118 225ZM117 234H118V232H117V227L114 225L113 228H112L111 236L109 237V240L114 239V238L117 236ZM36 235H37V237H38V236L40 235V233L38 232ZM34 242H35V237L33 238V243H34ZM30 246H31V245H30ZM73 246H75V245H73ZM106 250H107V245H105V246H104V249H102V251H101V253H100V255H99V258H98V260H97V264H103V261H104V259H105V252H106ZM27 254H28L27 252L24 253L25 256H27ZM22 258H23V257H22ZM90 264H91V261H90Z\"/></svg>", "mask_w": 264, "mask_h": 264}]
</instances>
